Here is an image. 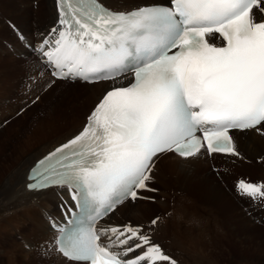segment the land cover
Listing matches in <instances>:
<instances>
[{
	"label": "snow or ice",
	"instance_id": "6c2138e0",
	"mask_svg": "<svg viewBox=\"0 0 264 264\" xmlns=\"http://www.w3.org/2000/svg\"><path fill=\"white\" fill-rule=\"evenodd\" d=\"M57 11L33 48L53 75L129 83L107 91L83 130L31 169L30 189L67 188L76 205L56 251L89 264H177L150 235L158 217L147 227L97 223L139 190L155 191L149 182L164 154L239 156L232 130L264 129V0H168L131 11L57 0ZM216 38L223 46L209 42ZM236 188L264 201V182L241 178Z\"/></svg>",
	"mask_w": 264,
	"mask_h": 264
},
{
	"label": "bare ground",
	"instance_id": "6f19581e",
	"mask_svg": "<svg viewBox=\"0 0 264 264\" xmlns=\"http://www.w3.org/2000/svg\"><path fill=\"white\" fill-rule=\"evenodd\" d=\"M33 1H39L41 2V4L38 3V5H34ZM125 1L126 0H101V2L108 7L120 11H127L140 5L159 3L165 0H154L150 3L147 1H145L146 3L142 2V0H134L131 2L127 1L129 3L124 4L123 2ZM42 4H46V7H44V5ZM30 16L34 17V21H31V19H29ZM57 20V0H0V35H3L4 37L5 30L10 31V34L6 37L5 44L9 45L12 42H15L16 39L14 38V35L16 36L17 33H20L22 35H25L24 37H27V44L30 46H26L25 42L24 45L27 48L33 50V48L39 46L43 39L49 34L50 30L56 26ZM37 36L38 38H36ZM16 50H21L26 54L30 52L22 46L21 42H18ZM33 53L37 59L29 64V66H26L25 63L27 73L24 69L20 73V76L18 78V82L20 84H17V86L19 85L18 88H13L11 90L6 89V93L4 92L3 96L5 97V99H3L5 100V103H2V100H0V121L4 116H2V109L7 108L8 103H10V99L16 96L15 93L20 89L19 87H21L20 90L23 92V81L32 75L33 76L30 80L27 79L28 84H25L26 90L29 87H31L32 90L33 87L30 86V84L35 82H38V84L41 83L39 87H42L43 89L44 86L45 91L51 90V88L53 87V83L50 80L51 78L52 80L54 79L56 81H62L66 83V86H60L58 93L53 94V98H57V101L58 99L62 101L63 99H65V97L69 96L72 88L81 85H85L83 86L84 88L81 89L84 93V96H80L79 94H77L76 97H73L74 99L72 101L78 100L79 102H81L82 106L77 107L73 110L70 117L72 128L68 133L61 135L55 134L56 136L54 135V137H50L48 139L45 138V141H41V138L43 136L48 135L47 133H44L42 127L44 126L48 129H51V127L53 126L54 117L50 116L54 113V109H50L47 114H45L43 109L42 112L38 114L40 119L36 118L32 125H28L29 128L25 127L27 135L26 137H23L24 139L22 138L16 143L18 145L20 144L18 150L16 149V154L13 155L12 152V154L9 153L10 155H7L12 157L13 163H6L5 167L4 164H1V167H3V169L7 168V170L5 171V174H3L2 170L0 169V218H3L5 211L9 210V217L12 219L13 213L22 209L23 216L26 219L24 225V228L27 231V233L25 232L24 237L25 245L27 246L28 244L29 248L25 249L27 250L26 260L34 257L35 262H32L34 264H81L70 262L64 257L59 256L56 251V226L60 224V222L64 219L65 214L69 206L71 205V196L69 194V189L52 187L42 190H30L27 188V174L29 168L38 158L55 148V146H57L61 142H65L72 136L76 135L84 127V125L88 121V117L92 109L109 89H111L114 85L119 86L128 84L129 79L120 77L116 81H100L92 84L83 83L79 80H57L54 77L52 78L50 76V71L48 72V64L39 57L38 53L34 51ZM16 60L18 59L14 58L10 53L8 55V59H0V72L9 71V66L11 67L10 62L12 61L13 63H15ZM41 69L45 70L42 71ZM18 72H20V70ZM46 72H48V76L46 75ZM45 75L46 77H44ZM25 91L23 93H25ZM42 91L43 90L35 89V91L33 92L35 93V95H33L35 100H37V98L41 99V96H43L41 95ZM45 94L47 93H44V95ZM89 103H92L90 105L91 108L88 109L87 113L84 116V119H82V116L78 113V110L83 111V108L85 109V107L89 105ZM54 106L55 104H52L50 108H53ZM4 110L7 111L6 109ZM68 122L69 120L62 121L61 126L66 125ZM33 128L35 130H32ZM5 129L6 127H3L1 131H4ZM232 133L234 136L236 151L239 153V156L227 155L222 153H214L208 155L203 150H201V154H199L198 156L188 159H184L172 153V156L170 155V153L164 154L159 158L160 165L167 168L179 177V181L175 184H170L168 180L164 182L163 173L160 175L159 169L157 174L154 175L153 172V178L155 180L161 181L159 185L162 188L156 191V196L162 197L164 201H161V203L159 201V203H157L160 204L158 206L161 208L160 214L162 216L159 217V221H157V224L152 226L150 235L152 236L154 243H157L160 246L162 245L161 248L166 255L171 253L174 255H179L180 262L184 260L185 253L192 252L191 244L193 243L194 236L196 239L203 238L208 240H210L213 236L210 233L211 228L209 227V220H204L202 225L201 221L197 220L195 215L190 216L186 213L185 205L193 200H206L208 194H215L212 196L214 197L217 195L216 193H219L226 199H223L221 202L229 203L231 201H234L237 205L238 201L234 197H237L239 199L244 198L247 200V197H241L240 195H238L237 191L233 190L232 192H227V190L223 189L219 184H217L216 173L214 172V170L216 172L221 171V169L229 170L228 172H225L226 174H224V177L226 179H232L233 172L231 173V171L238 170L239 168L240 170L246 169L252 171L256 168H260L264 171V131L249 129L233 130ZM203 153L206 156L205 160L204 157H202ZM6 154H2L0 158H2L3 155L6 156ZM210 158L213 159V163L215 164L217 163V160H219V167H214V170L211 168V170L204 173V164H206L209 161L208 159ZM256 158H260L262 162H257V160L260 159L255 160ZM224 159H226V161H223ZM244 159H249L250 164L248 165L243 163ZM158 160H156L155 162H157ZM231 160L233 161V163ZM180 177H182L184 181H181ZM258 177L260 178V176ZM185 178L187 179L185 180ZM261 178H264V175ZM261 181L264 182V179H262ZM166 187L167 189H172V191L166 192L164 190ZM198 191L201 192V196L198 195ZM232 195L235 196L233 197ZM136 200L127 199L126 201H124V203L118 206L111 214H109L105 219L101 221V225L103 227H110L130 224L127 223L128 221L123 223L115 222L112 225H107L106 223L108 220H114V218H116V216L119 215L121 211H123L127 206L132 210L131 212H133V214L138 213V211L135 210L133 206H131L134 205L133 203H135ZM153 200L154 199H152V201ZM152 201L151 203L150 201L144 203L142 202V204L152 205ZM257 205L260 204L257 202ZM196 208L197 206L194 207V209ZM171 210L173 212H171ZM59 212H61V215L59 214L60 216L57 215ZM27 214H30V219L28 218ZM40 216L48 217H46L47 220H43ZM258 216L262 217V219L264 220V215H252V217H255L256 219L258 218ZM186 217L190 218V220H185ZM232 218L239 222L237 223V227H241L243 230L249 231L252 235L254 234V229L252 228L247 217H245L247 218V220L239 218L238 215L233 212ZM237 218L239 220H237ZM234 220H214L215 230L217 232L215 236L218 237L216 242L217 244H225L224 241L220 240L226 239L227 241H229V237L235 239V237H237L236 234L242 231L241 229L231 225L234 223ZM8 221L11 220L9 219ZM189 223V229L192 227L195 229L193 234L192 232L190 234L185 233V225H188ZM196 248L198 250H201L202 246L198 244ZM17 249L18 247H16V249L14 248L12 252L10 251L11 256L10 254L9 256L7 255L9 257L8 264H17V262L21 261H19L20 254L18 255V253H20V250L18 249L17 251ZM115 251H122V249H115ZM140 251L143 250L141 249ZM10 252L7 251V253ZM132 255L134 254H130L127 258H131ZM22 262L24 264L30 263L28 261H25V259L22 260Z\"/></svg>",
	"mask_w": 264,
	"mask_h": 264
},
{
	"label": "rangeland",
	"instance_id": "374dc122",
	"mask_svg": "<svg viewBox=\"0 0 264 264\" xmlns=\"http://www.w3.org/2000/svg\"><path fill=\"white\" fill-rule=\"evenodd\" d=\"M127 1L131 2L134 0H126L123 3L124 4L129 3ZM145 1L150 3L154 0H142V2H145ZM38 3L41 4V2L39 1H36V2L33 1L34 5H38ZM44 7H46V4L44 5ZM29 19H31V21H34V17L32 16H30ZM4 34H5L4 37L3 35L2 36L0 35V38L3 37L0 39V59H5V58L8 59V55L10 53L11 55H13L14 58H17L18 60H16L15 63H13L12 61L10 62L11 67L9 66V71L0 72V100H2V103H5V100H3L5 99V97L3 96H4V92L6 91V89L11 90L13 88L14 89L18 88L19 85L17 86V84L19 83L18 78L20 76V73L23 71V69L27 73V69L25 68V63H26V66H29V64H31L34 60L37 59L34 56L33 50L27 48L24 45V42L20 39V36L18 35V33L16 36L14 35V38L16 39L15 42H12L9 45L5 44V41H6V37L10 34V31L5 30ZM36 38H38V36ZM18 42H21L22 46L26 48L27 50H29L30 52L26 54L21 50H16V46ZM19 70L20 72H18ZM32 76L26 78L23 81L22 83V87L24 86L23 92L26 90L25 84H28L27 82L28 80L32 78ZM50 80L53 83L52 84L53 87L51 88V90H48V91H45L44 86H43V89L42 87H39L41 83L38 84V82L30 84V86L33 87L32 90H31V87H29L27 88L25 93H23L20 90L21 87H19L20 89L16 91L15 93L16 96L10 99V103H8L7 108L2 109L3 111L2 116L3 115L4 116L1 118V121H0V156L2 154H6V153L7 154L6 156L3 155V157L0 158V167L3 164L5 167L6 163H9V164L13 163L12 157L7 156V155H10L9 153L12 154V152H13V155L16 154V149L18 150L19 145H20L16 143L23 137H26L27 135L25 127L29 128L28 125H32L34 120L36 118H39L38 114H40L43 109H44L45 114H47L48 111H50V109H54V113L50 116V117H54V123L51 129H48L44 126L42 127V129L44 130V133H47L48 135L43 136L41 138V141L42 140L45 141L44 140L45 138L48 139L50 137H54L55 134L61 135V134L68 133L71 130L72 128L71 126L72 123L70 119L71 114L75 108L82 106L81 102H79L78 100H75V101H72V100L74 99L73 97L77 96V94H79L80 96L81 95L84 96V93L82 92L81 89H83L84 88L83 86L85 85L72 88V91L69 93V96L65 97V99H63L62 101H60V99H58L57 101V98H53V94L58 93L60 86L61 85L66 86V83L62 81L61 82L56 81L54 79L53 81L51 78ZM35 89H38V90L40 89V90L45 91V92L42 91V94L40 93L41 95H43L41 96V99H38V98L37 100L34 99L33 95H35V93L33 92L35 91ZM44 93H47V94L44 95ZM52 104H55V106L53 108H50ZM91 104L92 103H89V105H87L85 109L83 108V111L78 110V113L81 114L82 119H84V116L87 113L88 109L91 108L90 106ZM4 109H6L7 111H5ZM68 120L69 122L66 125L61 126L62 121H68ZM3 127H6V129L4 131H1ZM32 130H35V129L33 128ZM262 130L264 131V129ZM202 157H204V160H205L206 156L204 153ZM210 159H208L209 161L206 164H204V173L206 171L211 170V168L214 170V167L215 168L219 167V160H217V163L215 164L213 163V159H211V161ZM257 159H260V158H256L255 160ZM159 161L160 159L155 163V168L153 170L154 175L158 173V169H159L160 175L163 173L164 182L168 180L170 184L177 183L179 181V177L175 175L174 173H172L167 168L161 166ZM223 161H226V159H224ZM259 161H261V159L257 160V162ZM243 163L249 165L250 164L249 159H244ZM0 169L2 170V173L5 174V171L7 170V168L3 169V167H1ZM260 170L262 169L256 168L255 170L252 171V170H246V169L240 170L239 168L238 170L231 171V173L233 172L232 179L231 178L226 179L224 177V174H226L225 172H228L229 170L221 169V171L216 172L214 170V172L216 173L217 184H219L223 189L227 190V192H232L233 190L237 191L236 184L238 180L241 178L246 179L250 182H256V183L262 182L261 180L264 178H261V177H263L264 171L263 170L260 171ZM258 176H260V178ZM186 179L187 178H185V180ZM180 180L184 181L182 177H180ZM160 182L161 181L155 180L153 178V180L149 182V186H150L149 188L150 189L157 188V189H155V191H149V190L140 191V194H141L139 196L140 198H138L136 202L133 203L134 205H131L135 208V210L138 211V213L133 214V212H131L132 210L129 209L127 206L123 211H121L119 215L116 216V218H114V220H110V221L108 220L109 222L107 221L106 224L112 225L115 222L123 223V222L128 221L127 223H130L132 225H137V224L143 225V226L151 225L152 220L156 219L157 217L159 218L160 216H162L160 214L161 208L158 206L160 204H157V203H159V201L161 203V201H164V199L162 197L156 196V191L162 189L159 185ZM167 187L164 190L166 192H171L172 189H169V188L167 189ZM200 194L201 192L198 191L199 196H201ZM216 194L217 195L214 197L212 196L215 194H208L206 200H203V199L193 200V201H190L187 205H185L186 213L190 216L195 215L197 220L201 221L202 225H203L204 220H209V227L211 228L210 233L213 235L212 238L210 240L203 239V238L196 239L195 236L193 235L194 239H193V243L191 244L192 252L185 253V258L182 262L179 261V257H180L179 255H174L172 253L167 254V255L175 259L177 261V264H264V220L260 216H258L257 219L255 217H252L253 214L264 215V201L262 200L253 201L250 198H247V200L244 198L239 199L237 197H234L235 195L234 196L232 195L238 201V204L236 205L234 201H231L229 203L221 202L223 199L224 200L226 199L219 193H216ZM152 199L154 200L152 201ZM149 201L150 203L152 201V205L145 204L147 205L145 206L144 204H142V202L144 203V202H149ZM257 202L260 205H257ZM195 206H197L196 209H194ZM171 212L173 211L171 210ZM233 212H235V214H237L239 218L246 219V220L248 218L252 228L254 229L253 235L249 231H245L241 227H237V223L239 222H237L236 220L232 218ZM60 213L61 212H59L57 215L60 216L61 215ZM27 216L30 219L29 217L30 214H27ZM46 217L48 216H43L42 219L47 220ZM9 219L11 221H8ZM188 219L190 220V218L188 217L185 218V220H188ZM0 220H1V224H0L1 225L0 226L1 227L0 228V240H1L0 264L9 263L8 256L9 254L11 256L12 250L14 248L16 249V247H18V249L20 250V253H18V255L20 254L19 261L21 260L20 262H17V264H24L22 262V260L24 259L25 261L30 262L29 264H34L32 263L33 261L35 262L34 257L26 260L27 250L25 249H29V248H28V244L27 246L25 245L24 237H25V232L27 233V231L24 228L26 219L23 216L22 209L20 211L13 213L12 219L9 217V210H6L4 217L0 218ZM214 220H234V223L231 225L241 229L242 231L236 234L237 237H235V239H232L229 237V241H227L226 239L220 240V241H224L225 244L223 245L220 243L217 244L216 242H217L218 237L215 236L217 232L215 230ZM237 220L239 219L237 218ZM189 227H190V223L188 225H185V233L190 234L192 232L193 234L195 229L193 227L189 229ZM198 244L202 246L201 250H198L196 248ZM7 251L8 252L11 251V252L7 253ZM158 264H168V262H158Z\"/></svg>",
	"mask_w": 264,
	"mask_h": 264
}]
</instances>
